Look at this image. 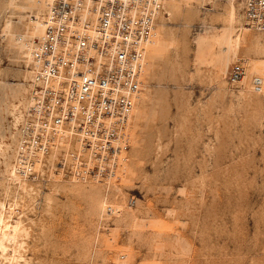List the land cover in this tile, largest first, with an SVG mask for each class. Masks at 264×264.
<instances>
[{"label":"rangeland","instance_id":"1","mask_svg":"<svg viewBox=\"0 0 264 264\" xmlns=\"http://www.w3.org/2000/svg\"><path fill=\"white\" fill-rule=\"evenodd\" d=\"M50 5L0 0V264H264V33L236 3L168 0L118 177L19 187L26 45Z\"/></svg>","mask_w":264,"mask_h":264},{"label":"built area","instance_id":"2","mask_svg":"<svg viewBox=\"0 0 264 264\" xmlns=\"http://www.w3.org/2000/svg\"><path fill=\"white\" fill-rule=\"evenodd\" d=\"M167 1H52L42 33L26 45L30 101L14 131L15 185L57 176L107 184L118 177ZM225 1L238 4L248 27L264 33V0ZM245 75L241 62L232 65V83ZM250 88L264 93L263 77L253 76Z\"/></svg>","mask_w":264,"mask_h":264},{"label":"bare ground","instance_id":"3","mask_svg":"<svg viewBox=\"0 0 264 264\" xmlns=\"http://www.w3.org/2000/svg\"><path fill=\"white\" fill-rule=\"evenodd\" d=\"M53 0H45V4L46 5H50L52 3ZM3 220H1V224ZM16 229H18V226H16ZM1 231H2V226H0V234H1ZM1 245V244H0ZM3 247V246H2Z\"/></svg>","mask_w":264,"mask_h":264}]
</instances>
